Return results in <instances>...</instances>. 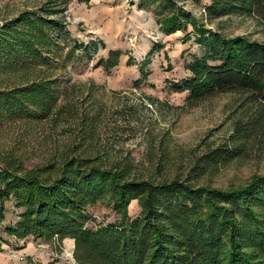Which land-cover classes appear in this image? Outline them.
I'll return each mask as SVG.
<instances>
[{"label":"trees","instance_id":"1","mask_svg":"<svg viewBox=\"0 0 264 264\" xmlns=\"http://www.w3.org/2000/svg\"><path fill=\"white\" fill-rule=\"evenodd\" d=\"M71 1L46 0L39 9L25 10L1 25L0 126L48 119L62 111L64 88L54 76L55 66L65 70L73 58L79 59L78 50L88 51L67 33L65 13ZM185 1L139 4L153 11L165 35L191 26L203 48L187 65L190 78L170 82V87L187 90L195 104L220 94H242L244 117L234 124L229 143L197 159L187 178H139L129 164L108 166L100 155L74 154L32 168L14 158L1 161L0 201L13 199L21 210L18 221L6 227L8 233L48 244L74 241V263L55 259L43 264H264V175L240 188L199 183L244 158L247 148L264 139V43L206 29L180 5ZM206 14L210 21L231 16L264 21V0H211ZM100 63L116 67L119 56L111 52ZM147 66L141 68L144 79ZM105 199L113 203L119 221L92 227L91 210ZM132 202L140 208L136 218L129 215Z\"/></svg>","mask_w":264,"mask_h":264},{"label":"rangeland","instance_id":"2","mask_svg":"<svg viewBox=\"0 0 264 264\" xmlns=\"http://www.w3.org/2000/svg\"><path fill=\"white\" fill-rule=\"evenodd\" d=\"M45 2L0 0V27L5 20L37 10ZM210 3L186 0L180 5L206 29L220 31L227 38L264 43V21L238 16L210 21L206 14ZM139 4L140 0L71 1L65 13L67 33L88 51L78 50L79 59L73 58L65 70L61 64L55 66L54 76L64 88L62 111L48 119L0 126V162L14 158L32 168L74 154L100 155L108 166L121 161L137 177L161 181L187 178L197 159L229 143L234 124L247 110L244 96L225 93L195 104L187 90L170 87V82L190 78L187 65L202 55L203 48L191 26L186 32L165 35L153 11ZM92 43L98 45L97 51ZM111 52L118 54L119 63L108 69L100 61ZM147 62L148 78L144 79L141 68ZM138 80L141 84L135 85ZM262 175L264 139L247 148L244 158L199 183L216 189L240 188ZM20 213L13 199L0 201V264H43L55 259L74 263L70 239L48 244L32 237L19 240L8 233L6 227L13 226ZM91 213L92 227L119 221L109 199L96 204ZM139 214L138 203L132 202L129 215L136 218Z\"/></svg>","mask_w":264,"mask_h":264},{"label":"crops","instance_id":"3","mask_svg":"<svg viewBox=\"0 0 264 264\" xmlns=\"http://www.w3.org/2000/svg\"><path fill=\"white\" fill-rule=\"evenodd\" d=\"M71 240V239H70ZM73 241V240H72ZM74 242V241H73Z\"/></svg>","mask_w":264,"mask_h":264}]
</instances>
